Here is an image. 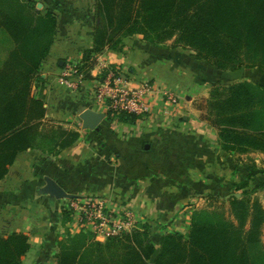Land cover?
<instances>
[{
  "label": "trees",
  "instance_id": "16d2710c",
  "mask_svg": "<svg viewBox=\"0 0 264 264\" xmlns=\"http://www.w3.org/2000/svg\"><path fill=\"white\" fill-rule=\"evenodd\" d=\"M55 1L59 10L78 13ZM94 10L93 44L83 52L84 61L104 49L119 50L132 35L156 48L175 36L196 52L177 55L178 62L194 70L224 78L242 68L258 70L256 82L213 89L211 125L218 130L223 151L264 154V0H95ZM59 14L42 13L34 0H0V31L13 43L0 66V181L19 154L58 156L80 138L76 131L49 125L42 100L32 94L33 82L42 80L39 71L54 44ZM80 106L83 103L76 109ZM106 116L100 131L112 120ZM137 119L118 117L127 125ZM141 146L150 150L152 143ZM247 171L249 177L264 173L253 166ZM247 188L242 184L238 190ZM246 194L242 190L241 198L227 201L236 224L223 211L198 209L187 234L168 232L160 237L159 248L151 238L150 223L105 242L82 231L66 234L58 243L56 264H264V209L245 201ZM67 219L64 216L63 224ZM28 249V237L22 233L0 235V264H24Z\"/></svg>",
  "mask_w": 264,
  "mask_h": 264
},
{
  "label": "crops",
  "instance_id": "0c3cea01",
  "mask_svg": "<svg viewBox=\"0 0 264 264\" xmlns=\"http://www.w3.org/2000/svg\"><path fill=\"white\" fill-rule=\"evenodd\" d=\"M61 1L78 13L72 15L59 10L55 0L37 1L38 8L52 7L60 13L54 44L39 73L42 79L39 84L54 85L55 92L47 96L50 108L45 115L46 119L54 120L71 116L83 102L72 99L66 91L60 92L53 70L55 67L60 70L67 57L80 58L82 51L90 49L94 31L93 22L89 20L93 0ZM72 33L77 36L76 46L67 41ZM4 44L0 45V66L13 46L12 43L6 45V41ZM104 54L111 63L127 69L121 76L132 87H138L137 83L144 79H155L158 84L164 80L163 88L167 89L179 88L184 82L186 85V77L177 76L174 66L202 72L208 79L214 77L178 62V54L188 55L182 50L156 48L134 38L125 39L120 52L107 49ZM172 64L173 71L169 70ZM258 76L251 73L248 79L256 82ZM205 81H200L199 86L196 84L200 92L209 85ZM152 103L157 114L148 124L141 122L135 126L117 122L120 125L117 131L110 123L104 131L81 129L80 138L58 156L48 158L40 151H27L16 157L0 181V235L22 233L28 237L24 264H56L57 236L60 237L66 226L61 200H50L38 194V188L45 184V176L61 183L70 191L68 193L79 199L103 197L112 209H132L138 220L143 218L152 226L155 222L167 224L171 217L172 226L166 229L183 233L187 232L195 210L189 202L205 197L208 191L227 196L225 181L247 176L248 167L258 169L256 164L264 159L261 153L234 155L223 151L216 129L197 116L184 113V105L168 114L163 110L164 104L158 108L154 101ZM56 105L59 106L53 110L52 106ZM83 105L101 112L92 104ZM122 125L134 129H124ZM144 141L152 143L150 150L141 146ZM257 175L261 173L253 177Z\"/></svg>",
  "mask_w": 264,
  "mask_h": 264
},
{
  "label": "rangeland",
  "instance_id": "374dc122",
  "mask_svg": "<svg viewBox=\"0 0 264 264\" xmlns=\"http://www.w3.org/2000/svg\"><path fill=\"white\" fill-rule=\"evenodd\" d=\"M27 1L30 2L31 0H27ZM34 1H35V8L37 10L42 11V13H45V11H52V12L56 11L52 7L48 8L47 10H44V9L42 10L40 7L39 8L37 7V1H40L42 3L43 0H34ZM93 1H94L93 2L94 4H92L93 7H92V10L90 11V13L92 12V16L89 18V20H91L93 22V29H94V27L97 23V20H96L95 10H94L95 0H93ZM71 30L72 29H69V32ZM128 38H134L136 41L137 40L141 41L145 45H150L147 41H144L143 39H141V37L139 39L138 36H135V35H132ZM4 41H6V45L8 43L9 44L12 43V40L9 38V36L4 31H0V45L2 44V46H4L5 45ZM67 41L71 42L74 46H76L78 44L77 36L75 35V33H72V36L68 37ZM12 45H13V43H12ZM123 47H124V43H123V46L120 45L119 50L109 49V51H114V52L118 53L122 50ZM159 47H164V48L171 49V50L172 49L173 50H175V49L176 50H182V51L186 52L188 55L196 56V52L193 51L191 48H189L187 46H183L182 44H179L177 42L175 36L172 38H169L167 41L162 43ZM106 50L107 49H104L102 52H98V53H95L94 55H90V57L85 61H84V57H83L84 51H82L80 53L81 54L80 58L76 59V58L67 57L66 60L69 61V63L75 64L78 72L83 76V79L86 80L87 82H90L91 85H93L97 89L99 88V84L100 83L103 84L105 81H107V79L110 75H113V77L115 79L119 80L118 87L125 88V89H136V88H138V87L129 86L127 84L128 81H126L121 76L122 73H125L123 71H125L127 69L122 70L121 65L111 63V61L109 60V57H107L104 54V52ZM172 66H173V64L170 65L171 69H169V70L173 71V69H177L176 70L177 72L175 73L177 76H182V77L185 76L187 79L186 85L184 82V83H182V85L179 88L167 89V88H163L164 87V85H163L164 80H163V82H161V84H158L159 82L156 81L155 79L154 80L153 79L152 80L151 79H144V81L138 82L137 85H140L142 82H148V84L151 88V92H154V94L152 96H154L155 98H158V99L162 98L161 101L164 103L166 101L165 96H163L164 93H169L170 91H173L175 93V95L177 96V104L174 106L170 105L167 108L168 114L171 113V111L174 110L176 107L179 109L180 106L184 105V107H183L184 113H187V114H189L195 118L197 116L201 121L207 123L208 125L209 124L211 125L212 124L211 121L213 120V117H212L213 107L211 104L213 89L227 88V87H229L235 83L242 82L244 80H249L248 78L251 76V73H255L256 75H258L260 73L258 70H255V69L250 70V69L242 68L241 69V70H243L242 72L237 73L238 72L237 71L233 74L231 73L228 76H226L225 78L220 77V76H214L213 78L208 79L204 76V73H202V72L192 71L191 69H188L187 67L184 68V67H180V66H174L175 68L172 69ZM54 67H55V65H54ZM53 71L56 73L55 78H56V82L58 84L57 80L59 78V74H58L59 70H57L55 67ZM172 71H170V73H173ZM40 72H41V70L39 71V73ZM204 79H206V81H208L209 85H208V87L203 88L201 90L202 92H200L199 88L196 87V84H198L197 86H199L200 81H202ZM131 81H133V80H131ZM53 86L54 85L49 83V82L45 85L39 84L38 82L35 83V81L33 82L32 94L35 97L42 100L43 106L46 109V113H47L48 109L50 108L49 107L50 102H49V99L47 97L48 93L55 92V89H53L54 88ZM109 87H113V83H111ZM58 89L62 93L64 91H66L67 92L66 94L68 96H70L71 98L79 97L78 93H73V92L70 93L67 88H65L59 84H58ZM186 96L190 97V99L187 100ZM158 105L161 106L160 103H158L157 106ZM57 106H59V105H56L54 107L52 106V109L53 110L57 109ZM160 106H158V108H160ZM58 110H59V108H58ZM75 113H76V111H74V114H71V116L68 115L69 117L60 116V118H57L58 120H56V119L54 120L51 118H47V119L50 120V122H51V124H49V125H52L55 127H57V126L62 127L63 129H65L67 131L79 132V131H81V121L78 118L77 114H75ZM106 113L110 114V116L112 117L110 124H111L112 129H115L116 131L118 128H120L119 127L120 125L117 124V122H119L118 117L121 118V116H123L124 114L127 116L128 115H135V114L128 113L127 111H124V110H117V111H112V112L107 111ZM155 114H157L156 113V107H154L152 109L150 114L146 113V114L139 115V116L135 115L138 119L136 120V123L134 125L136 126L137 124H139L141 122H145V124H148V121H150L151 118H154L152 116H154ZM61 119H63V120H61ZM122 126L125 127L124 129H130V130L134 129V128H131V127H128L125 125H122ZM85 131H87V130H85ZM88 131H90V130H88ZM216 132H217V137H218V130H216ZM45 155H46V157L50 156L47 154H45ZM51 156H54V155H51ZM48 158H50V157H48ZM247 165H252V164H247ZM256 165H257L258 169L264 170V159H262V161L259 160V162ZM239 177L240 178H238V179L230 178V179L225 181V184H226L225 187H227V191L229 192L228 194L239 193L241 195L242 190L243 191L246 190L247 194L245 195V197H246L245 201H247L249 204L257 203L264 209V174L261 173V175H257L255 177H249V176H245V177L239 176ZM242 184H245L246 186H248V188L238 190V188L241 187ZM210 196H216V197L218 196L220 198V200H224L223 194L221 196H219V195H216L215 192L208 191L205 197H202V198L197 199V200L191 199L192 202H189V205L195 206L194 212L198 209L217 210L220 212L223 211L226 218H228L230 221L233 220V222L236 224L234 215L229 211V202H227L231 198H229L226 201L227 203H225V200H224V202L223 201L221 202V201H219V199H212ZM104 199L107 201L106 198H104ZM61 202H62V206H65V207L68 204L67 202H65V200H61ZM107 202H109V201H107ZM64 213H66V214H64ZM135 214H136V212H135ZM62 216H63V221H64V216H66L68 219H67L66 226H64L63 232L59 235L60 237L57 236L58 240H57L56 246L58 248V251L60 249L58 243H59V241H61V243L65 241L64 236L66 234H68V235L70 233L77 234V233H80L82 231V232H85L86 234L92 235L89 230H86L83 228L81 230L76 231V232H75V230H73V232H69L68 230L71 229L69 227V223L72 220V212H69L67 210L65 212V211H63V207H62ZM191 216H192V214H191ZM169 219H170V222H168L167 224H159V223L157 224L155 222L153 224V226L151 225V233H152L151 238H152V240H153V242L157 248H159L160 237H162L163 235H165L168 232L175 233V231L172 230L171 228L169 230L166 229L167 227L172 226L171 225V223H172L171 217H169ZM137 221L138 222L136 224V228L147 224V221L143 218L140 220H138V218H137ZM190 224H191V217H190ZM247 224H248V222H247ZM189 227H188L187 232L189 231ZM136 228L132 229L131 231L135 230ZM187 232L185 231L181 234L186 235ZM92 237H93V235H92ZM260 239H261V243L264 245V221H263L262 226L260 228Z\"/></svg>",
  "mask_w": 264,
  "mask_h": 264
},
{
  "label": "built area",
  "instance_id": "2783aa9c",
  "mask_svg": "<svg viewBox=\"0 0 264 264\" xmlns=\"http://www.w3.org/2000/svg\"><path fill=\"white\" fill-rule=\"evenodd\" d=\"M113 83V87H109ZM119 80L110 75L103 84H99L97 89L90 82L83 79L75 64L65 61L59 70L58 84L67 88L71 93H78L83 103L92 104L98 110L107 111L124 110L137 116L151 113L155 105L164 104V111L172 105L177 104V96L173 91L164 93L166 101L162 98L152 96L148 82H142L136 89H125L118 87ZM151 94V95H150ZM152 99V100H150ZM151 101V102H150ZM107 114V113H106ZM68 204L63 210L72 212V220L69 223L70 232L83 229L89 230L93 235V240L105 242L106 240L130 232L137 224V215L132 209L118 207L112 209L103 197H86L83 199L65 200ZM65 207V208H64Z\"/></svg>",
  "mask_w": 264,
  "mask_h": 264
},
{
  "label": "water",
  "instance_id": "95a60500",
  "mask_svg": "<svg viewBox=\"0 0 264 264\" xmlns=\"http://www.w3.org/2000/svg\"><path fill=\"white\" fill-rule=\"evenodd\" d=\"M76 113L81 121V129L83 131H98L101 124L106 119V113L95 111L85 105L80 106ZM43 181L45 184L38 188V194L41 196H46L50 200H73L80 198L74 194L68 193L57 181L49 176L43 177ZM232 197L239 199L241 195L239 193H231L225 196L224 200L227 201Z\"/></svg>",
  "mask_w": 264,
  "mask_h": 264
}]
</instances>
